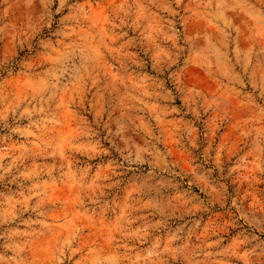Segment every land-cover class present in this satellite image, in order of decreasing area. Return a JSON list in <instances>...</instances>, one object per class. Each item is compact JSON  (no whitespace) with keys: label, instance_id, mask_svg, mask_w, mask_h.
<instances>
[{"label":"rangeland","instance_id":"374dc122","mask_svg":"<svg viewBox=\"0 0 264 264\" xmlns=\"http://www.w3.org/2000/svg\"><path fill=\"white\" fill-rule=\"evenodd\" d=\"M0 264H264V0H0Z\"/></svg>","mask_w":264,"mask_h":264}]
</instances>
